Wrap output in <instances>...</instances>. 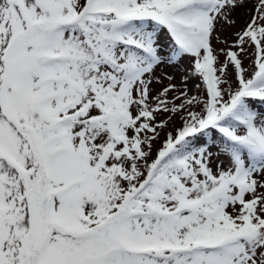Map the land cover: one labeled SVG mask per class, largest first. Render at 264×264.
Returning a JSON list of instances; mask_svg holds the SVG:
<instances>
[{
    "label": "snow or ice",
    "instance_id": "6c2138e0",
    "mask_svg": "<svg viewBox=\"0 0 264 264\" xmlns=\"http://www.w3.org/2000/svg\"><path fill=\"white\" fill-rule=\"evenodd\" d=\"M257 105L264 0H0V264H264Z\"/></svg>",
    "mask_w": 264,
    "mask_h": 264
},
{
    "label": "rangeland",
    "instance_id": "374dc122",
    "mask_svg": "<svg viewBox=\"0 0 264 264\" xmlns=\"http://www.w3.org/2000/svg\"><path fill=\"white\" fill-rule=\"evenodd\" d=\"M245 18H246V17H245V13H244V11H241V12H239V13L237 14V19H238V21H239V25H240V26L243 25V22H244V19H245ZM246 63H247V61H246ZM169 71H173V72H175V69H170ZM176 74H177V77H178L177 82H179V73H176ZM165 83H167V81H165ZM189 84H190V86H191V85H194V84H195V81H189ZM192 90L195 91V88L193 87ZM257 107H258V108H264V106H261V105H257ZM177 123H179V121H177Z\"/></svg>",
    "mask_w": 264,
    "mask_h": 264
}]
</instances>
